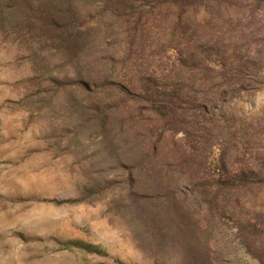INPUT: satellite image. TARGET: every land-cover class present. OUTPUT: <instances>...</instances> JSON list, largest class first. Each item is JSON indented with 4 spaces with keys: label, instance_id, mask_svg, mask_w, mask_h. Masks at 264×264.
Listing matches in <instances>:
<instances>
[{
    "label": "rangeland",
    "instance_id": "obj_1",
    "mask_svg": "<svg viewBox=\"0 0 264 264\" xmlns=\"http://www.w3.org/2000/svg\"><path fill=\"white\" fill-rule=\"evenodd\" d=\"M45 2L0 0V264H264V0H85L76 55ZM147 78L182 96L155 159L111 85Z\"/></svg>",
    "mask_w": 264,
    "mask_h": 264
},
{
    "label": "trees",
    "instance_id": "obj_2",
    "mask_svg": "<svg viewBox=\"0 0 264 264\" xmlns=\"http://www.w3.org/2000/svg\"><path fill=\"white\" fill-rule=\"evenodd\" d=\"M53 4L51 5L55 10L56 14L54 15L52 22L55 25L56 28H58V31L56 30L55 33H57L55 36L58 37V40H55L54 48L58 51L64 50V51H71L74 53V55L77 54V49H80L81 46L84 44V40L86 39L85 33H84V15H80L81 10H85L87 6V2L85 3V0L83 1V5L79 6L78 3L81 2V0H50ZM40 4L46 3L45 0H38ZM85 3V4H84ZM64 5H67L65 9H63ZM59 6L62 7V9H59ZM64 10L65 14L64 16L59 15V12H62ZM68 13H70L69 16H66ZM147 23L135 21V24L128 25V28L131 27V32L133 35L136 34L140 35L142 37L144 29H146ZM152 27L157 29L158 32H165V30H170V36L173 37L172 41L174 40L176 35V30L170 28L168 24L164 25L161 22L152 23ZM183 23L176 22L173 24V28H180ZM185 33V32H183ZM149 33H147L148 35ZM181 34V33H180ZM129 36V34H128ZM127 36V37H128ZM132 46V45H131ZM129 46V49L132 50V47ZM174 47V46H172ZM73 55V56H74ZM225 74H222L224 76ZM147 81L145 84H142L141 86H131L123 85V84H117L116 82H111L112 86H115V91L117 95L120 93L122 99H125L127 101H132V105L126 106L127 114L129 115H136L140 118H144L142 114H139L138 111L140 110H148V119L153 118L156 123L148 129V133L150 134V138L148 139V145L146 152H149V154H152L154 159L160 155L161 153H157L159 146L165 143V134L169 131H180L183 130V128H180V125L184 123V119L181 118V114L178 113V111H182V96L178 91H172L169 92L166 87L159 85L156 83V80L153 78H147ZM109 84V83H107ZM86 89L90 91V86L88 84L85 85ZM118 87V88H117ZM216 106V105H214ZM209 108L207 106V102L200 105L202 115H208L213 112V108ZM220 109V108H219ZM134 112V113H133ZM176 123V124H175ZM175 124V126H174ZM106 127V123L102 125ZM154 128H157L160 132L158 133V137L154 136ZM161 133V134H160ZM185 154H189L184 150ZM152 161L150 159L147 160L146 163H151ZM157 163H160L161 167H159L158 172H161L162 175H160L163 179L172 180L175 179V177L178 174H175L174 171L170 172L169 170L164 169V161L161 159L158 160ZM168 172V173H165ZM174 173L175 175L173 176ZM181 174L179 176L182 177ZM181 180L176 179L174 181V185L176 189L180 186ZM183 183V182H182ZM178 190V189H177Z\"/></svg>",
    "mask_w": 264,
    "mask_h": 264
}]
</instances>
